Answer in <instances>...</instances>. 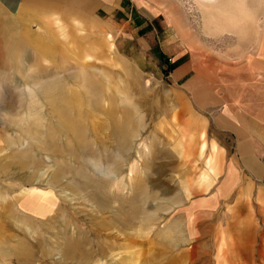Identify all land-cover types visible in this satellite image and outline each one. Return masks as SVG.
Here are the masks:
<instances>
[{
  "label": "rangeland",
  "instance_id": "1",
  "mask_svg": "<svg viewBox=\"0 0 264 264\" xmlns=\"http://www.w3.org/2000/svg\"><path fill=\"white\" fill-rule=\"evenodd\" d=\"M119 1L30 0L15 17L0 7V264H188L212 222L220 264L249 250L264 264V218L211 216L204 229L187 210L219 181L200 175L210 124L156 49L162 33L112 16ZM145 1L196 58L226 40L240 52L264 27V0ZM247 237L260 246L234 248Z\"/></svg>",
  "mask_w": 264,
  "mask_h": 264
},
{
  "label": "crops",
  "instance_id": "2",
  "mask_svg": "<svg viewBox=\"0 0 264 264\" xmlns=\"http://www.w3.org/2000/svg\"><path fill=\"white\" fill-rule=\"evenodd\" d=\"M99 1L104 9L113 8L116 2ZM29 2L0 0V7L15 17ZM119 2L120 6L114 9L112 16H125L131 20L139 35L152 33L155 38L162 33L161 49L159 46L156 49L163 55L174 56L175 67L170 71L173 81L190 94L194 108L210 124L212 141L208 143L207 152L214 155L204 164L200 175L211 184L213 177L214 181L218 176L219 181L210 195L191 200L187 210L196 212L197 223L201 222L204 229L208 228L211 216L217 217V222L219 220L223 226L230 224L228 220L232 217L264 218V27L262 32L255 33L254 39L250 38L256 43H249L240 52L234 51V43L226 40L227 43L222 42L214 49L210 60L204 59L203 53L196 58L189 56L193 46L182 33L177 38L169 34L172 17L167 11L161 13L152 6L150 8L145 0H141L140 5L127 7L124 0ZM231 40L234 42L235 39L232 37ZM45 73L50 72L45 70ZM193 126L200 129L198 123ZM201 127L202 136L206 129ZM205 145L204 141L199 151H204ZM215 225L212 222L211 231L206 229L211 233L210 241H196L193 250L187 247L184 255L190 259V264H220L216 251L220 241L215 239ZM250 237L238 241L234 248L249 250L260 246ZM244 253L247 256L240 257V261L251 263L253 260L256 264L250 250ZM231 258L228 264L244 263L237 262L235 256ZM171 261L172 264L178 263V258Z\"/></svg>",
  "mask_w": 264,
  "mask_h": 264
},
{
  "label": "trees",
  "instance_id": "3",
  "mask_svg": "<svg viewBox=\"0 0 264 264\" xmlns=\"http://www.w3.org/2000/svg\"><path fill=\"white\" fill-rule=\"evenodd\" d=\"M162 56H163V58H164V55H163V54H162ZM174 67H175V64H170V65L168 66V68H170V70H173Z\"/></svg>",
  "mask_w": 264,
  "mask_h": 264
},
{
  "label": "built area",
  "instance_id": "4",
  "mask_svg": "<svg viewBox=\"0 0 264 264\" xmlns=\"http://www.w3.org/2000/svg\"><path fill=\"white\" fill-rule=\"evenodd\" d=\"M172 61H173V60L169 58V62H170V64L173 63ZM170 64H168V65H170Z\"/></svg>",
  "mask_w": 264,
  "mask_h": 264
}]
</instances>
